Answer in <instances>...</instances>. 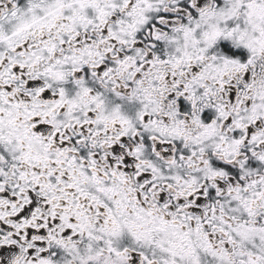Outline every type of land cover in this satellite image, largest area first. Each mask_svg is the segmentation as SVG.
Returning <instances> with one entry per match:
<instances>
[{"label":"snow or ice","instance_id":"obj_1","mask_svg":"<svg viewBox=\"0 0 264 264\" xmlns=\"http://www.w3.org/2000/svg\"><path fill=\"white\" fill-rule=\"evenodd\" d=\"M0 264H264V0H0Z\"/></svg>","mask_w":264,"mask_h":264}]
</instances>
